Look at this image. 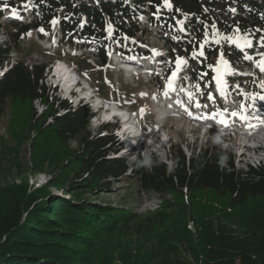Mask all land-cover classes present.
Returning a JSON list of instances; mask_svg holds the SVG:
<instances>
[{
	"label": "trees",
	"instance_id": "16d2710c",
	"mask_svg": "<svg viewBox=\"0 0 264 264\" xmlns=\"http://www.w3.org/2000/svg\"><path fill=\"white\" fill-rule=\"evenodd\" d=\"M23 4L29 6L24 8ZM171 5V8L164 7L163 0H31L30 3L29 0H0V20L12 7L20 13V18L11 16L0 24L8 38L0 45V67L10 61L12 51L19 49L20 41L33 31L38 38H44L55 30L61 41L97 50L98 61L103 62L110 41L122 49L128 47L129 40L141 39L142 33L148 35L147 30L138 26L139 14H145L148 25L170 41L167 53L171 58L192 53L197 48L203 39L202 22L215 21L225 33L229 26L238 23L244 34L250 33L249 38L264 36V0H171ZM230 8H235L236 12L232 13ZM54 19L58 21L55 25L51 23ZM218 48L225 51L232 65L249 67L233 45L224 41L219 46L205 44L207 59L189 61L194 79L201 72L209 71L207 64L216 62ZM247 53L252 54V51ZM46 70L47 63L26 64L20 59L10 66L0 78V117L11 107L14 119L26 122L28 130H37L36 138L47 133L63 151L68 149L67 143L75 142L77 150L64 160L75 169L71 174L75 186L93 191L110 189L112 180H134L139 191L161 197L162 211L145 224L133 227L131 223L136 222L138 216L130 211L84 202L78 206L61 200L55 203L53 215L56 224L59 218H65L67 229L58 227L55 232H45L40 228L43 219L37 217L34 221L35 215L27 219V224L30 219L34 223L25 227L16 216L0 227V264H113V256L122 264H154V258L123 248V239L156 240L161 248L170 243H184L187 237H192L187 224L196 223L195 220L202 226L189 248L197 263L264 264V163L237 169L228 152L210 148L209 144L195 145L188 157L179 144H172L169 168L150 153H145L143 158L139 154L121 156L110 147L112 133L102 134L108 126L98 130L90 127L88 108L72 109L65 101L49 97L42 85ZM249 79L240 75L238 81ZM197 81H201L203 87L209 83L208 77ZM35 101L43 108L38 115L33 110ZM146 158L150 159V164L143 163ZM167 196L172 200H167ZM194 206L208 209L209 214L194 218ZM241 209L247 214L242 234H233L217 222L213 224L216 214H233ZM46 222L45 229L54 223ZM123 235L126 236L117 243L106 240ZM46 236L81 248L74 249L67 260L66 248L54 242L40 245L33 240Z\"/></svg>",
	"mask_w": 264,
	"mask_h": 264
},
{
	"label": "rangeland",
	"instance_id": "374dc122",
	"mask_svg": "<svg viewBox=\"0 0 264 264\" xmlns=\"http://www.w3.org/2000/svg\"><path fill=\"white\" fill-rule=\"evenodd\" d=\"M6 19H10V16L6 17L5 20ZM5 20L1 19L0 24H4L3 22ZM138 24L140 29L147 30L148 35L144 36V33H142L141 39L129 40L128 47L123 49L113 45L114 41H110L103 62L98 61L97 50L89 47L85 49L78 48V45L66 42L60 45V48H65V50H63L64 52H60V54L57 53L58 59L65 61L67 64L76 66L77 73L88 81L97 95L104 99L115 100L132 111L133 114L141 117L139 118L141 119L139 120L141 122V128L148 133L146 137H151L159 133V139L157 137L158 142H160V139L165 141L168 139L172 144H182L181 149L186 154L189 153L190 147L193 144V142H191L193 137L200 133L202 129V133L206 131V137H204L205 141L199 143L209 144L210 148L228 152L232 157L235 168L246 169L247 165L256 166V162L264 163V156L255 155V157L252 158L253 154L248 150L245 151V156L239 157L240 152H242L240 143L245 142V140L255 141V144L264 147L263 131L258 132L257 130L255 132H250L248 136H240L239 133H236V139H234L232 133L219 132L216 128L192 123L188 118V112L182 109H180V111L183 112V115H187L186 117L180 114H172L166 118L162 117L165 111L164 109L174 110L177 101L176 98L178 95H181V91H179L181 87H188L190 91L195 93L196 99L201 103L208 101L209 105H212L211 107H215V105L212 104V100H208L207 95L203 94L208 93L209 90L214 94L219 93L215 91L214 82H210V84L208 83V85L203 87L202 83H200L201 81H199L201 86L200 92H195V89L191 86L198 83L197 80L199 76H197V79L193 78L195 75L191 73L189 66V61L192 59L191 53H185V55L180 56H184L188 60V63L183 66L174 84V87L178 89V95L173 96L172 99L169 100L166 98L165 94L160 96L159 91H161L162 86H166V78L170 75V69L174 68V58L176 56L174 58L168 57L167 45L170 41L166 40L165 36H161L156 28L148 27L146 29L145 26H147V24L145 18L141 17ZM56 33L57 32L54 30L53 34ZM49 36H52V34ZM36 38L37 36L33 31L30 35L28 34L24 40L20 41L18 44L19 49L13 50L10 54V64L18 59L24 61L26 64L46 63L52 60L51 58L54 55V51L46 48V45L37 42ZM5 40H8V38L6 29L3 28L0 29V45L4 44ZM259 40L260 39L256 42V47L245 49L247 53V51L254 48L253 50L256 53L254 57L256 56L258 60L264 58L261 56V52H264V50H259L261 51L260 53L257 51V48H261V42ZM68 50L71 51L67 52ZM183 52H185V50H183ZM156 53H159V55ZM126 58L142 59V61L149 66V71L146 73L135 69L123 71L121 69L123 67L122 63ZM197 60H195V62H197ZM243 60L246 61V63H250V60H245L244 58ZM10 64L5 66L6 64L4 63L2 70L9 68ZM232 67L234 69V74L226 76L225 79L227 80L232 76L235 77V81L231 85L228 82L229 86L225 96L234 103L235 107L233 110L238 111L239 105L243 103L246 106V112L249 113V115H253V108H264V102L257 100L254 106L248 107V105L252 104L251 99L241 96L239 93L243 91L246 93L259 92L264 94V90L258 86L261 81H264V75L260 74V70L255 64L253 65V70L249 72L245 70L240 71L239 64H234ZM249 74H251V77L246 82L239 83L237 81L238 75L243 76ZM68 76L70 75L68 74ZM49 77L50 74L44 77L42 85L45 87L49 97L58 98L60 94L58 92H52L51 89H49L53 81ZM66 78L69 77L66 76ZM230 79L231 78H229V80ZM237 84L240 85V89H236L235 85ZM141 93H147V95L142 97L140 95ZM184 96L189 105L185 93ZM141 108L145 109L143 114L139 111ZM42 109V105L39 101L33 103V110L37 115L41 113ZM13 110L14 109L11 107L5 109L4 114L0 117V227L7 221H10L11 217L16 216L19 219V224L22 223L24 227L28 224H33L38 217L43 219L42 222L44 224L42 225L43 227L40 228L45 232H55V230H58V227L62 230L67 229L65 218H59L56 224L55 222L57 219L53 215L55 203L61 200L78 206L82 205L78 203L84 202L92 206L104 207L109 205L115 208H122L138 216L137 221L131 223L133 227L145 224L149 218H153V216L162 211L161 197L153 193L139 191L134 180H112L110 189H94L93 191L75 186V180H73L71 176L72 171L75 169L73 165L64 163V160L67 156H71L74 150H77L76 143H67L68 149L63 151V148L58 142L50 135H47V133H43L39 138H36L37 130H28L26 122L23 123L22 120L17 118L14 119ZM47 122H49V120H47ZM11 123L12 126L10 127L9 125ZM163 124L167 127V131L161 134L158 132V128ZM240 126L241 125H239V127ZM17 128H19V130H17ZM186 144H188V152L185 150ZM152 153L154 154V152ZM119 155H126L125 148L120 151ZM167 165L169 168L170 164L168 163ZM166 199L172 200L169 196H167ZM193 209L195 214L194 218H196V216L202 218L204 217L202 215L209 214L208 209H200L195 206ZM169 212L171 213V211ZM29 217L34 218V221L30 219L27 224V219ZM213 217L212 220L214 225L217 222V224H221L226 230L228 229V231L233 234H242L246 228L247 214L243 209L235 211L233 214L218 213ZM46 221L54 222L55 224L53 223L45 229L44 226L47 224ZM195 221L196 223L188 222L187 224V229L192 234V237L186 238L188 240L187 242L170 243L166 245L165 248H161L156 240L139 241L136 238L131 240L123 239L126 235L120 236L119 238L117 236H110L107 237L106 240L117 243L118 240L122 241L123 239L121 242L123 248L130 250L131 253L140 251L141 254L144 253L154 258V264H199L192 250L189 248L195 243L194 236H197L199 227L202 226L200 221ZM5 237L4 235L2 239ZM33 240L37 241L40 245L54 242L64 247V249L66 248L68 252L65 258L67 260L69 256L72 255L74 249L81 248L72 243L57 241L52 237L48 238V236L43 238L40 237L39 239L36 237ZM115 258L116 256L112 257L113 264H122ZM237 264L239 263L237 262Z\"/></svg>",
	"mask_w": 264,
	"mask_h": 264
},
{
	"label": "snow or ice",
	"instance_id": "6c2138e0",
	"mask_svg": "<svg viewBox=\"0 0 264 264\" xmlns=\"http://www.w3.org/2000/svg\"><path fill=\"white\" fill-rule=\"evenodd\" d=\"M31 0H29V3ZM151 2V0H150ZM163 5L166 8H171V0H163ZM29 5L28 4H23L22 7L27 8ZM5 7L7 8L8 5L5 4ZM205 12L208 11V9L204 10ZM229 11L232 13L236 12L235 8H230ZM157 13H154L156 15ZM11 16L13 18H20V13L19 10L16 7L11 8ZM51 23L55 25L58 23L57 20H52ZM203 31H202V42H200L197 45V48L194 49L191 53V58L192 60H197L198 58L203 57L204 59H207L205 56V51H204V45L205 44H210L214 43L215 45L219 46L222 41L226 42L229 45H233L235 50H239V53L243 55V58L245 60H251L252 57L247 55L245 52V49H250L253 47L252 40L249 38V34H244V30L241 29L239 24L237 23L235 26H229V31L228 33L222 32L218 27L215 21L211 22L210 24L208 23H203ZM109 32H111L112 26L109 25ZM41 32L44 31L43 28L39 29ZM182 31L184 28L181 29ZM257 31H261L260 29H257ZM30 35V33H28ZM261 41V48L264 49V36L260 37ZM174 51V50H173ZM187 51V50H186ZM217 60L216 62L209 63L207 64V68L209 69L208 72H201L199 74V79L203 80L204 77H208L210 82H214L215 84V91L219 93L221 97L226 95L227 89H228V82L225 79L226 76L233 75L234 74V69L229 61V59L226 58L225 51L223 49L218 48L217 49ZM159 55V53H156ZM261 56L264 57V52H261ZM188 60L184 56L177 55L174 58V68L170 69V75L166 78L167 83H166V91L165 95H168L169 92H175L177 89L174 87L176 78L178 74L181 72L183 66L187 65ZM203 63V61H201ZM256 66L259 68V70L264 73V58L258 60L256 62ZM194 71V70H193ZM262 90H264V81H261L260 84L258 85ZM192 88L195 89V92H200V84L196 83L191 86ZM236 89H240V85L237 84L235 85ZM179 91L185 93L188 102H192L193 106L196 108H201V107H207V105H201L199 100L195 98V93L193 91H190L188 87H181ZM241 96L248 97L251 99L252 104L248 105V107L254 106L255 102L257 100L264 102V94L261 93H246L241 91L239 93ZM142 97L146 96L147 93H141L140 94ZM207 99L208 100H214L215 97L213 96L212 92L207 93ZM176 103L184 105L185 111L188 112L189 115H191V111L188 108V106L184 103V101H176ZM140 113L143 114L145 112L144 108H141ZM222 115V114H220ZM232 117H237L241 121H247L248 116L246 114V106L241 103L239 105V110L238 111H232L230 113ZM220 123L227 125L228 121L225 119H221Z\"/></svg>",
	"mask_w": 264,
	"mask_h": 264
},
{
	"label": "bare ground",
	"instance_id": "6f19581e",
	"mask_svg": "<svg viewBox=\"0 0 264 264\" xmlns=\"http://www.w3.org/2000/svg\"><path fill=\"white\" fill-rule=\"evenodd\" d=\"M56 70H57L56 73H58V74H57L58 78L64 82V85H66L65 83H68L69 81L72 80V78H71V77H72L71 73H70L68 70H66L65 68H63V67H59V68H57ZM68 74H69L70 76H68ZM66 76L69 77V78H66ZM68 80H69V81H68ZM263 110H264L263 107L260 108V109L257 108V112H258V113L261 112L262 114H264V111H263ZM246 124H247V123H246ZM242 127H243V126H242ZM259 130L264 131V127L259 128L258 131H259ZM260 140H261V139H260ZM263 142H264V141H263Z\"/></svg>",
	"mask_w": 264,
	"mask_h": 264
},
{
	"label": "clouds",
	"instance_id": "9594fccd",
	"mask_svg": "<svg viewBox=\"0 0 264 264\" xmlns=\"http://www.w3.org/2000/svg\"><path fill=\"white\" fill-rule=\"evenodd\" d=\"M222 162H223V160H222ZM143 163H144V164H150L151 161H150V159L146 158V159L143 161Z\"/></svg>",
	"mask_w": 264,
	"mask_h": 264
}]
</instances>
